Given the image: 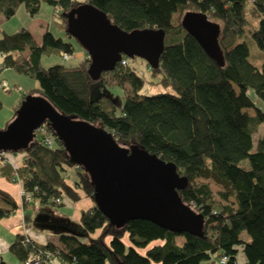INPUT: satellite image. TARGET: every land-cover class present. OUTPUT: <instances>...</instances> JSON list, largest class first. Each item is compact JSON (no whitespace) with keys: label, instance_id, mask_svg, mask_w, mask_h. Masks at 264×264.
Here are the masks:
<instances>
[{"label":"trees","instance_id":"obj_1","mask_svg":"<svg viewBox=\"0 0 264 264\" xmlns=\"http://www.w3.org/2000/svg\"><path fill=\"white\" fill-rule=\"evenodd\" d=\"M84 2L104 11L124 30L164 29L159 66L147 64L152 75L160 73L156 82L174 91L140 93L145 78L132 64L120 61L98 79L106 83L109 74L121 87L130 84L118 111L110 95L91 97V84L98 80L89 75V57L77 65L43 67L44 55H72L77 50L80 43L67 31L65 13ZM45 3L53 7V17L61 18L70 39L48 29L39 41L27 26L14 33L4 31L0 37L3 69H15L39 84L22 94L15 109L26 95L39 92L62 115L107 129L126 148H141L172 162L180 197L203 216L204 224L196 234L172 231L143 218L115 223L98 202L93 178L45 121L41 124L45 131H35L25 147L11 151L23 157L20 165L0 164V178L13 181L17 174L40 210L60 205L58 198L77 200L79 191L94 204L73 224L75 232L60 234V245L39 244L24 234L11 246L15 255L24 261L31 253L51 251L66 264H217L216 257L226 256V263L235 264L242 248L247 264H264V136L254 139L264 122V108L257 107L252 96L264 103V0H0V14L12 18L24 5L34 16ZM189 10L202 11L220 24L223 65L182 26V16ZM251 17L259 18L251 35L261 50V68L250 61L243 40ZM48 133L55 139L53 147L45 142ZM70 169L75 171L73 183ZM209 180L220 189L215 192ZM17 208L14 197L0 187V218ZM0 261L7 264L1 257Z\"/></svg>","mask_w":264,"mask_h":264},{"label":"water","instance_id":"obj_2","mask_svg":"<svg viewBox=\"0 0 264 264\" xmlns=\"http://www.w3.org/2000/svg\"><path fill=\"white\" fill-rule=\"evenodd\" d=\"M65 15L67 31L89 55L88 72L93 80L114 70L123 55L159 66L164 29L124 30L90 2ZM181 24L213 59L224 64L218 22L202 11L189 10ZM45 121L54 126L67 151L93 178L98 202L115 223L143 218L172 231L201 234L204 218L180 197L181 184L172 162L141 148L122 146L107 129L62 115L42 95L28 94L21 101L13 122L0 131V152L25 147Z\"/></svg>","mask_w":264,"mask_h":264},{"label":"rangeland","instance_id":"obj_3","mask_svg":"<svg viewBox=\"0 0 264 264\" xmlns=\"http://www.w3.org/2000/svg\"><path fill=\"white\" fill-rule=\"evenodd\" d=\"M258 22V17H251L252 26H249L248 31L246 32L243 40L246 41L249 46L250 61L257 67L261 68L263 62L261 50L255 43L251 35L252 27L256 28L258 26ZM23 26L31 27L33 35L37 39L42 38L43 34L48 30V28L58 37H64L66 39L69 38L66 34V28L64 27L61 18L58 15L53 17L51 6L47 3L43 4V7L41 8L40 12L34 16L30 15L25 10L24 5H21L19 7L17 13L12 18L6 19L0 14V37L2 36L4 31L7 33H14L20 30ZM166 40L170 41L169 37H167ZM83 53H85V51L83 50L81 45H79L77 46V50L75 51V53L72 54V56L66 60H64L60 55L57 54L44 55L42 57V66L48 68L56 64L77 65L83 62L86 57H89L85 53L86 55L84 56L86 57L84 58ZM130 59L131 61L129 60V63L132 64L137 71H142V75L146 80L144 85L139 90L140 93L152 94L165 91H174L171 86H164L161 83L156 82V80H158L160 77V73L152 75V69L150 66H148L146 60L140 57H134ZM0 63H2L1 55ZM0 77L6 78L12 87V89L9 91H5L0 87V131H2L5 127H8V125L11 124L16 117L17 110L15 109L16 106L14 103L17 101V98H19V96L23 93L36 89L39 84L36 79L31 78L26 74L19 73L18 71L12 68L3 69L0 73ZM105 78L106 83H104L102 80H98L94 81L91 84L90 95L92 98H95L100 94L110 95L119 111L122 108L125 95L131 91V86L129 83H126L124 86L121 87L117 84L116 80L113 79V77L109 74H107ZM150 80H152V82H150ZM17 87H20V90H17ZM36 94H39V92H36ZM252 96L255 97L254 101L256 106L264 108V103L253 93ZM246 111L251 115L255 114L254 109H246ZM263 136L264 122L259 125L257 132L254 134V139L255 141H257L260 137ZM19 154H17V158H20ZM243 164L248 166V160L243 161ZM209 182L215 192L220 189L218 184H216L214 181L209 180ZM182 241L183 238H180L179 242L182 243ZM216 260L217 264H229L221 263L219 257H216ZM235 264H247L246 257L242 248H239L238 250L237 262Z\"/></svg>","mask_w":264,"mask_h":264},{"label":"crops","instance_id":"obj_4","mask_svg":"<svg viewBox=\"0 0 264 264\" xmlns=\"http://www.w3.org/2000/svg\"><path fill=\"white\" fill-rule=\"evenodd\" d=\"M53 13V7L51 6ZM33 33L31 27H28ZM49 29V28H48ZM37 39V38H36ZM42 38L37 39L41 41ZM86 55L83 53V56ZM86 56H84L85 58ZM22 95L17 98L15 106L20 102ZM21 156V155H20ZM70 183L75 179L74 169H70ZM0 187L9 192L18 204V208L9 216L0 218V257L7 264H22L15 253L11 250L12 244L21 235H28L31 239L39 244L52 242L60 245L59 236L61 233L75 232L74 223H78L83 210L93 206V200L79 191V198L72 200L65 198L60 205L50 210H40L37 202L26 203L21 194V186L5 177L0 178ZM97 231L94 235H98ZM125 242L129 243L127 237ZM0 264H3L0 261ZM46 264H66L58 259L47 262ZM152 264H162L153 262Z\"/></svg>","mask_w":264,"mask_h":264},{"label":"built area","instance_id":"obj_5","mask_svg":"<svg viewBox=\"0 0 264 264\" xmlns=\"http://www.w3.org/2000/svg\"><path fill=\"white\" fill-rule=\"evenodd\" d=\"M72 55L68 52H62L61 53V57L66 60V59H69ZM122 62L123 65H128L130 64L129 63V60L126 59V58H121L120 60ZM119 61V62H120ZM3 70V66L2 64L0 63V73L2 72ZM140 74H142L143 72L142 71H138ZM0 87L5 90V91H9L12 89L9 81L6 79V78H2L0 77ZM17 90H20V87H17ZM36 131H45L43 127H41V125L36 129ZM45 142L53 147L55 146V139L54 137L48 133V135H46L45 137ZM23 160V157L20 156V158H17V154L11 152V151H1L0 152V164H7V163H10L12 164L14 167H17L18 165H20V163L22 162ZM14 182L18 183L20 186H21V194H22V197H23V200L25 202H29L32 200V195L33 193L26 190L23 185H22V181L20 180V178L18 177V175L16 174L15 175V178L13 179ZM63 201V199L61 198H58L57 199V202L58 203H61ZM29 237H26V240L28 241ZM44 254L45 257L43 258L41 255ZM56 259V257L54 256V254L51 252V251H44V253H31L29 254V256L24 260L22 261V264H46L47 262L49 261H52ZM221 263H226L227 262V257L226 256H223L220 260Z\"/></svg>","mask_w":264,"mask_h":264}]
</instances>
